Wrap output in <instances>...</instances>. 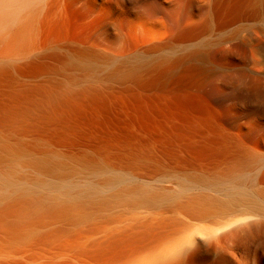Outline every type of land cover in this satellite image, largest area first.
<instances>
[{"label": "bare ground", "instance_id": "bare-ground-1", "mask_svg": "<svg viewBox=\"0 0 264 264\" xmlns=\"http://www.w3.org/2000/svg\"><path fill=\"white\" fill-rule=\"evenodd\" d=\"M243 1L214 0L216 19L238 15ZM104 3L124 12L126 27L130 8L146 13L163 5L0 0V257H8L0 264L79 258L86 253L77 246L86 233L82 225L116 205L168 208L189 200L200 219L209 213L203 204L221 215H264V156L239 148L226 166H198L205 159L225 162L232 145L242 146L220 134L207 102L209 80L223 68L207 52L149 63V51L167 47L154 44L134 57L124 69L128 85L114 91L115 48L110 42L103 55L91 42L95 33L86 30ZM115 22L106 18L108 28ZM176 32V41L193 35L192 27ZM257 47L264 51L263 42ZM159 155L185 164L175 189L152 186L144 173L160 167ZM259 226L237 225L215 242L229 247ZM118 245L87 254V264H112Z\"/></svg>", "mask_w": 264, "mask_h": 264}, {"label": "rangeland", "instance_id": "rangeland-1", "mask_svg": "<svg viewBox=\"0 0 264 264\" xmlns=\"http://www.w3.org/2000/svg\"><path fill=\"white\" fill-rule=\"evenodd\" d=\"M157 1L163 5L151 7L146 13L130 8L128 27L122 22L124 12L106 3L99 5V19L86 23V30L95 33L91 42L99 52L105 55L110 42L115 48L118 73L113 90L117 92L128 85L124 69L130 68L134 57L151 45L167 47L149 51L146 56L149 63L163 56L207 52L223 68L209 80L208 105L218 117L220 134L242 146L232 145L225 162L205 159L198 166H226L241 149L264 156V51L257 47L259 41L264 43V0L255 3L244 0L238 15H222L219 19L214 13V0ZM81 14L76 15V21L83 19L85 14ZM107 17L116 20L111 28L106 25ZM178 27H192L193 35L176 41ZM123 61L126 62L122 64ZM159 159L160 167H148L144 173L151 177L152 186L175 189L176 175L181 174L185 164L162 155ZM188 201L168 208L116 205L104 210L82 225L86 233L77 246L86 253L76 259L59 258L55 262L87 264V254L118 241L109 256L116 258L112 264H171L178 253H183L180 264H264V215L243 210L221 215L217 207L203 204L209 213L200 219ZM253 222L260 226L229 247L216 244V235Z\"/></svg>", "mask_w": 264, "mask_h": 264}]
</instances>
